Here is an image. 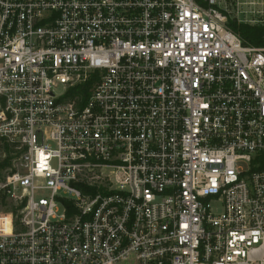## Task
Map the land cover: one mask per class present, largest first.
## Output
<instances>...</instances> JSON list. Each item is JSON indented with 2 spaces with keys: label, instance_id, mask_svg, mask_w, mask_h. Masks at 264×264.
Listing matches in <instances>:
<instances>
[{
  "label": "built area",
  "instance_id": "built-area-1",
  "mask_svg": "<svg viewBox=\"0 0 264 264\" xmlns=\"http://www.w3.org/2000/svg\"><path fill=\"white\" fill-rule=\"evenodd\" d=\"M229 21L264 0H0V264H264V33Z\"/></svg>",
  "mask_w": 264,
  "mask_h": 264
},
{
  "label": "trees",
  "instance_id": "trees-1",
  "mask_svg": "<svg viewBox=\"0 0 264 264\" xmlns=\"http://www.w3.org/2000/svg\"><path fill=\"white\" fill-rule=\"evenodd\" d=\"M231 29L236 32L244 43L252 45H260L262 42V34L264 33V27L258 25H249L245 23H236L235 21H229ZM94 78L90 79L88 84L82 88V93H86V87L92 84ZM264 157V156H263ZM1 166V165H0Z\"/></svg>",
  "mask_w": 264,
  "mask_h": 264
},
{
  "label": "rangeland",
  "instance_id": "rangeland-1",
  "mask_svg": "<svg viewBox=\"0 0 264 264\" xmlns=\"http://www.w3.org/2000/svg\"><path fill=\"white\" fill-rule=\"evenodd\" d=\"M119 264H131V261L130 262H121Z\"/></svg>",
  "mask_w": 264,
  "mask_h": 264
}]
</instances>
